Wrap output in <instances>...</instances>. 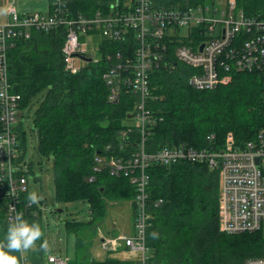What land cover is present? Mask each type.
Wrapping results in <instances>:
<instances>
[{
	"label": "trees",
	"instance_id": "trees-1",
	"mask_svg": "<svg viewBox=\"0 0 264 264\" xmlns=\"http://www.w3.org/2000/svg\"><path fill=\"white\" fill-rule=\"evenodd\" d=\"M115 1L133 2L66 0L64 14L77 17L92 15L98 9L104 12ZM235 1L247 17L264 15V0ZM203 3L205 0H152V7L182 10ZM66 29L62 25L49 32L33 31L29 39L16 41L7 55L9 81L13 91L21 94L20 112H31L29 132L36 137L37 156L51 159L55 200L64 204L86 202L91 221L103 223L110 203L132 199L134 211L135 191L128 177L111 175L106 168L94 170L96 156L127 154L140 141V130L129 118L133 97L125 92L110 102L103 80L105 55L124 50L126 43L100 38L96 43L98 59L82 62L78 71L69 72L64 69L61 54ZM196 34L194 31L193 37ZM127 37L131 49V35ZM166 44L165 59L153 67L149 78L152 97L147 108L155 119L146 138L150 151L182 142L219 148L228 132L238 144L254 137L264 126V71L233 72L229 81L212 90H196L187 82L193 69L175 59V43ZM129 127L131 131L126 134ZM16 131L23 158L27 142L20 120ZM29 169L32 171L31 165ZM149 174L147 264H243L248 257L264 256L260 230L237 234L220 231L219 177L215 169L206 164L154 165ZM27 195L22 199L27 200ZM6 199L0 194V244L6 243L4 237L11 223L6 217ZM158 199L161 202L155 206ZM32 207L38 209L35 204ZM44 215L39 210L36 218L27 221L40 225ZM65 225L76 233L87 228L88 222L72 219ZM27 255L32 264H42L39 240ZM68 264L82 263L69 260ZM90 264L140 262L106 257Z\"/></svg>",
	"mask_w": 264,
	"mask_h": 264
},
{
	"label": "built area",
	"instance_id": "built-area-1",
	"mask_svg": "<svg viewBox=\"0 0 264 264\" xmlns=\"http://www.w3.org/2000/svg\"><path fill=\"white\" fill-rule=\"evenodd\" d=\"M66 0H51L49 12H20L14 5L5 10L0 20V194L7 197L6 217L12 223L18 212L23 218L44 214L39 202L23 200L29 193V165L21 158V147L16 131V115L20 112L21 94L13 91L8 75V51L16 41L29 39L33 31L49 32L67 27L61 47L64 69L76 72L81 63L76 57H87L84 40L99 35L105 41L124 42V50L105 55L107 69L103 80L108 88V100L117 101L121 95L133 97L132 121L140 130V141L127 154L98 155L94 170L106 168L111 175L127 176L133 185V232L117 237H103L105 250L127 247L136 254L140 264H147L149 247L146 245L151 208L149 203V169L151 166L176 164H206L219 177L218 220L220 231L228 234L253 232L264 225V126L253 139L235 143L228 132L223 147H194L187 143L166 144L150 151L146 138L153 119L147 104L152 97L150 72L163 62L167 41L175 43V59L193 69L187 82L196 90H212L226 83L233 72L264 71V15L248 16L237 7L235 0H226L223 8L203 3L182 10L152 7V0H133L132 4L112 2L107 11L100 9L92 15L67 17ZM187 28L181 35L180 28ZM197 37H193V32ZM128 35L133 41L129 49ZM93 42L94 50L97 45ZM203 45L202 49H200ZM92 60L94 59L91 57ZM97 60V59H94ZM131 131V127L125 132ZM124 133V134H125ZM109 149V146H106ZM89 180H93L90 177ZM161 202L158 199L155 206ZM19 264H32L27 251L13 253ZM47 264H68V260L49 254ZM243 264H264V256H251Z\"/></svg>",
	"mask_w": 264,
	"mask_h": 264
},
{
	"label": "rangeland",
	"instance_id": "rangeland-1",
	"mask_svg": "<svg viewBox=\"0 0 264 264\" xmlns=\"http://www.w3.org/2000/svg\"><path fill=\"white\" fill-rule=\"evenodd\" d=\"M208 4H214L218 9L223 8L226 0H205ZM0 20H5V9L0 13ZM181 35L187 33V28H180ZM100 39L99 35L85 37L87 42V55L98 59L94 50V44ZM181 63V62H180ZM22 113V115H21ZM31 112L21 111L16 115L17 122L22 121V126L26 131L27 152L25 162L31 165L28 172L29 192L35 191L42 198L38 201L44 208L45 215L42 217L40 228L42 237L39 240L41 247L42 264H47L49 254H56L72 262L90 264L91 260L110 258L132 259L138 262L136 254L126 251L124 248L119 250H105L101 245L103 237H117L119 235H129L133 232L132 199L122 200L121 203H110L108 215L103 223L91 221L88 214L86 202L59 203L54 198L53 172L51 159H40L36 154V137L29 132L31 126ZM76 219L88 222L87 228L78 230L76 233L67 228V220ZM264 235V225L262 228ZM103 236V237H102ZM77 240V243H76ZM79 243V245H78Z\"/></svg>",
	"mask_w": 264,
	"mask_h": 264
},
{
	"label": "clouds",
	"instance_id": "clouds-1",
	"mask_svg": "<svg viewBox=\"0 0 264 264\" xmlns=\"http://www.w3.org/2000/svg\"><path fill=\"white\" fill-rule=\"evenodd\" d=\"M42 197L37 192L32 191L27 195V200L31 204H37ZM43 233L36 223H29L23 218V213L18 212L14 221L7 227L4 237L6 243L0 244V264H19V258L15 252L27 251L36 245ZM45 245L42 244L41 247Z\"/></svg>",
	"mask_w": 264,
	"mask_h": 264
},
{
	"label": "crops",
	"instance_id": "crops-1",
	"mask_svg": "<svg viewBox=\"0 0 264 264\" xmlns=\"http://www.w3.org/2000/svg\"><path fill=\"white\" fill-rule=\"evenodd\" d=\"M8 5H14L20 12H49L50 0H0V13H3L4 9Z\"/></svg>",
	"mask_w": 264,
	"mask_h": 264
},
{
	"label": "water",
	"instance_id": "water-1",
	"mask_svg": "<svg viewBox=\"0 0 264 264\" xmlns=\"http://www.w3.org/2000/svg\"><path fill=\"white\" fill-rule=\"evenodd\" d=\"M202 47H203V45H201L200 49H202ZM76 57L82 59L85 62H91L92 61L91 57H87V56L79 54V53L76 54ZM132 117H133V115H129V118H132Z\"/></svg>",
	"mask_w": 264,
	"mask_h": 264
},
{
	"label": "bare ground",
	"instance_id": "bare-ground-1",
	"mask_svg": "<svg viewBox=\"0 0 264 264\" xmlns=\"http://www.w3.org/2000/svg\"><path fill=\"white\" fill-rule=\"evenodd\" d=\"M253 138V137H252Z\"/></svg>",
	"mask_w": 264,
	"mask_h": 264
}]
</instances>
